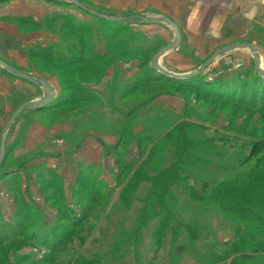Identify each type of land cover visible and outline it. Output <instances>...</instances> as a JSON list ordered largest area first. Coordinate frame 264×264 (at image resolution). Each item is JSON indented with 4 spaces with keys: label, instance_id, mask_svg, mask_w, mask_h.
<instances>
[{
    "label": "rangeland",
    "instance_id": "1",
    "mask_svg": "<svg viewBox=\"0 0 264 264\" xmlns=\"http://www.w3.org/2000/svg\"><path fill=\"white\" fill-rule=\"evenodd\" d=\"M74 1H0V59L67 95L62 111L27 108L8 132L0 168V264H203L194 257L197 249L173 259L168 242L156 250L151 229L140 233L139 247V188L132 208L119 197L150 142L178 124L207 128L224 147L206 174L189 181L197 189L212 176L248 172L262 160L264 74L254 53L264 72V0ZM164 19L179 27L182 41L159 64L191 77L152 71L155 54L175 38ZM245 44L253 49L219 56L200 73L217 52ZM0 78L8 80L0 82L1 142L12 116L44 94L2 68ZM190 81L201 91L187 88ZM50 145L63 154L58 161L50 159ZM26 179L38 186L33 205L23 196ZM81 217L85 222L73 227ZM219 220L209 223L214 252L222 255L235 233Z\"/></svg>",
    "mask_w": 264,
    "mask_h": 264
},
{
    "label": "trees",
    "instance_id": "2",
    "mask_svg": "<svg viewBox=\"0 0 264 264\" xmlns=\"http://www.w3.org/2000/svg\"><path fill=\"white\" fill-rule=\"evenodd\" d=\"M44 60L49 62L46 58ZM4 75L10 77L5 71ZM194 83L188 82L187 88L195 87L201 91ZM67 88L64 86V89ZM203 89L205 94L217 95L212 94L211 89ZM66 98V91L60 90L51 105L37 108L34 112L58 113L66 106ZM207 132H210L209 129L195 124H178L164 136L152 140L150 143L154 142V145L151 150L141 154L144 161L119 197L127 209L132 208L135 200L138 201L136 194L139 188V247L142 246L140 233L151 229L156 250L168 242L169 257L172 259L176 252L179 256L189 254L186 250L190 248L199 250L200 253L194 257L203 264H264V156L248 172L232 171L233 176H212L197 189L189 181L201 172L206 174L207 168L222 156L224 149L218 147L216 139L208 136ZM127 171L121 169L119 181L123 172ZM89 203L83 206V215L90 211L93 204ZM211 217L220 219V224L225 222L234 226L235 242L227 245L222 255L214 252L217 246L213 243L215 234L213 236L209 223ZM84 222L85 217H81L71 223L73 227H80ZM206 251L207 256L204 254Z\"/></svg>",
    "mask_w": 264,
    "mask_h": 264
},
{
    "label": "water",
    "instance_id": "3",
    "mask_svg": "<svg viewBox=\"0 0 264 264\" xmlns=\"http://www.w3.org/2000/svg\"><path fill=\"white\" fill-rule=\"evenodd\" d=\"M1 1V0H0ZM56 1H60V0H56ZM63 1V0H62ZM65 2H69V3H73L77 5V2L74 0H64ZM164 21L167 23V25L169 26V28L174 32L175 34V38L174 41L168 45L167 47L161 49L157 54H155V56L152 59V69L155 70L158 73L163 74L166 77H171L174 79H184L186 77H191L192 75H187L186 77H178L174 74H170L168 72H166L163 68H161L160 64H159V60L165 56L166 54H168L169 52H171L173 49L177 48L181 41H182V36H181V32L179 27L173 23L171 20L169 19H164ZM139 22V21H138ZM140 23L143 24H153L155 22H151L147 19H143L140 21ZM247 48H251L253 49L252 45H237V46H230L224 50H221L219 52H217L208 62H206L202 68L200 73H203L207 68H209L219 56L225 55V54H229L233 51L236 50H241V49H247ZM254 63L256 66V69L261 73L264 74L263 70L261 69V60L259 59L257 53H254ZM0 68H2L5 73L12 77L15 78L17 80H21L24 82H27L29 84H31L32 86H35L41 90H43V98L35 101V102H30L27 103L26 105H24L22 108H20L10 119V121L8 122V124L6 125V127L3 130L2 133V138H1V142H0V168L3 164V161L5 159L6 156V144H7V135L8 132L11 128V126L13 125V123L17 120V118L22 114V112L27 109V108H41L44 106H49L51 105L54 100L57 98L58 93L56 92V90L45 80L43 79H37L23 71H20L12 66H10L9 64H7L6 62H4L2 59H0ZM199 73H195L193 74V76H198Z\"/></svg>",
    "mask_w": 264,
    "mask_h": 264
},
{
    "label": "crops",
    "instance_id": "4",
    "mask_svg": "<svg viewBox=\"0 0 264 264\" xmlns=\"http://www.w3.org/2000/svg\"><path fill=\"white\" fill-rule=\"evenodd\" d=\"M7 81L8 80H6L5 78H0V82H7ZM29 145L32 146L31 145V141H29ZM47 150H48V154L50 156H52V157H50V159L53 160V161H58L60 159L61 155L63 156V154H59V152L57 151V146L56 145L48 146ZM82 152H83V150L81 151V153ZM54 159H58V160H54ZM40 169H42V168H40ZM27 181H28V179H26V182L22 184V185H24L23 188H22L23 196L25 197V202L28 205H33L31 203V200H34L35 196H40V194H38V186L36 184H34L33 182H31L30 180L28 182ZM28 184H29V186L27 187ZM12 189H14V188L13 187L10 188V190H12ZM36 207L38 208L37 210L41 209L39 204L36 205Z\"/></svg>",
    "mask_w": 264,
    "mask_h": 264
}]
</instances>
